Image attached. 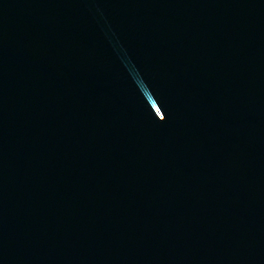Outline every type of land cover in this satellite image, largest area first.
I'll list each match as a JSON object with an SVG mask.
<instances>
[{
  "label": "water",
  "instance_id": "1",
  "mask_svg": "<svg viewBox=\"0 0 264 264\" xmlns=\"http://www.w3.org/2000/svg\"><path fill=\"white\" fill-rule=\"evenodd\" d=\"M0 264H264V0H0Z\"/></svg>",
  "mask_w": 264,
  "mask_h": 264
}]
</instances>
